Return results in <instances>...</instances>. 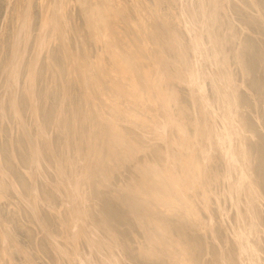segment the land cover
I'll use <instances>...</instances> for the list:
<instances>
[{"label": "bare ground", "instance_id": "obj_1", "mask_svg": "<svg viewBox=\"0 0 264 264\" xmlns=\"http://www.w3.org/2000/svg\"><path fill=\"white\" fill-rule=\"evenodd\" d=\"M31 1H6L17 15L11 24L17 37L31 23ZM57 1L43 4L50 24ZM170 1L164 28L143 26L145 34L120 28L124 17L114 0L81 1L89 39L101 44L91 66L103 92L84 117L88 130L62 134L58 145L37 123L29 98L39 140L25 135L20 155L9 156L14 166L0 157V264H264V42L260 33L230 36L245 17L264 34V0ZM0 32L1 52L11 32ZM27 44L21 64L33 58ZM240 48L247 65L258 60L256 66H246ZM246 82L257 93L246 92ZM25 86L33 88V80ZM138 155L148 157L137 161ZM123 167L131 169L125 176Z\"/></svg>", "mask_w": 264, "mask_h": 264}, {"label": "rangeland", "instance_id": "obj_2", "mask_svg": "<svg viewBox=\"0 0 264 264\" xmlns=\"http://www.w3.org/2000/svg\"><path fill=\"white\" fill-rule=\"evenodd\" d=\"M6 1L7 0H0V28L1 30H3V28H9V32H11V34H9V42H7V46L3 48L5 52H3V50H1L3 54L0 52V56H5V62H3V66L0 64V144L2 141L4 142L3 148H0V157L4 165L11 164V166H14L15 164L13 163L12 159L9 160V156L13 153V150L17 156L20 155L19 147H24L25 144L27 145V139L25 135L28 134L29 140L31 142L33 140H35V142L39 140L38 137L34 135L36 134V128L34 124L35 121L32 118V110L29 103L30 100L33 101L38 112L36 119L37 123L44 131L47 132V134H49L53 144L58 145L57 143L62 139V134L72 138L74 132L79 133V131L88 130L86 123H83L84 117H86V115H90L92 109H94L93 105L97 102L95 99L99 97V94L102 95L103 92L101 91L102 84L99 82V75L95 71L94 66H91V57L94 59V55L101 47V44H93L89 39V33L86 32L87 30L85 28V18L81 13L82 0H72L69 5L63 0H58L54 10L56 18L51 19V24L49 23L50 13H46L44 11L43 4L46 2V0H38V6L36 5V0L31 1L33 3V6H31L32 11L30 12L31 23L26 26V29L23 33H20L19 37L15 35V29H13L11 26L12 22L16 21L17 15L14 17V15L11 14V3L9 6ZM154 2L158 4L156 8L151 6ZM170 2V0L166 2L164 0H114L116 9L124 17V24L121 25L120 28L123 26L125 30L131 32L132 29L136 27L139 28L143 34L146 33L145 30L154 31L156 25L164 28L163 22L165 11L163 7L171 4ZM260 2L262 1L260 0L259 3ZM246 3L245 0H243L241 4L247 5L248 3ZM261 4L259 5L261 6ZM231 5L235 8L237 7L234 3H231ZM60 7L65 8V11L62 12ZM260 9L262 10V16L264 7ZM232 10L234 15L240 13L237 11V9ZM228 12L230 14V11ZM240 14L238 17H240ZM232 16L230 15V22L235 23L237 21L235 24H238V17L236 16L238 20H234ZM262 17H264V15ZM225 18L229 20V17H227L226 14L223 16L224 21L226 20ZM241 18L242 17H240V21H243L242 19H244V15L243 18ZM62 19L65 20L71 32L67 30V34H65V30H63L65 27L62 26ZM246 19L248 18L245 17L244 19L247 21L245 25L242 24L243 22L241 23L243 26L239 25L241 29L243 28L242 30L239 28L241 35L240 33H237L239 32V29L238 31L235 30V36L233 34H230V36L235 37L236 39H232H244V37L248 36L247 32H251L248 37H252L253 34H255L254 36L256 37V35L260 33L257 37L259 40L263 38L264 42V37L262 36L264 34L261 33L259 29L258 31L256 27L253 29L258 31V33L256 34L255 31L252 32L253 29L249 26L251 24V26L254 25L249 19L250 25L247 24L248 20ZM231 24L232 23L229 24L227 21V23H224V26L227 25L226 27H228ZM246 25L251 28H248L250 31L246 30ZM143 26H145V30H143ZM226 27L223 30L224 34L227 33ZM45 28H47V30H45ZM49 28H51V30H49ZM59 28H61V30H59ZM37 30H39V32H37ZM242 31L247 32L245 33ZM49 32H51V34H49ZM53 32H57V34H53ZM41 34H43V36H41ZM242 34H244V36ZM139 35L141 36V34ZM152 35H154L153 32ZM35 36H37V40H35ZM49 36H51V38H49ZM57 36H59V43H62L59 44V46H57V40H55ZM251 37L249 39H251ZM41 38H43L45 42H43ZM14 39L17 40L19 44H15L13 46ZM3 40H7V38L3 36ZM25 40H29V44H27V50H31V54H29V56H33V58H31V62H27V64H25V60H23V64H21V60H19V58H23V56H25V54H23V52H25ZM49 40H51V42H49ZM65 40H67V42H65ZM21 42H23V46H21ZM31 44H33V46H31ZM41 44H47L49 48H47V46L43 48ZM243 44L245 45V41ZM65 46L66 49H63L62 47ZM243 47L244 46L242 45L241 48ZM37 48H41V50H43V56H41V50L39 52ZM15 50H17V52H15ZM47 50H49V56L45 58ZM241 50V53L242 51L245 53H242V56L243 59L246 58V60L244 59L246 66L248 68L251 65L253 67L256 66L258 60H256V63L255 61L253 62L255 65H247L250 63L249 59L247 58L248 55L245 50ZM59 52H61V54H59ZM65 56H67V58H69V62H73V64H67V58H65ZM25 58H27V56H25ZM37 60H39V62H37ZM49 60H51V62H49ZM233 61H235V59ZM9 62L12 64L10 65ZM33 62L35 65V72L28 73V67H30ZM47 62H49V64H47ZM5 64H9V68H7ZM45 64H47V66H45ZM65 64H67L69 68H67ZM39 66H41V68H39ZM253 67L251 69H253ZM23 68H25V74H23L25 78H21V70H23ZM14 69L16 70V74L11 73V70L13 71ZM5 70H7L9 74H7ZM41 70H43V72H41ZM65 70H69V72H67V76H65ZM17 72H19V76H17ZM77 72H79V74H77ZM43 74H45V76H43ZM53 74H55V86H51V84H53ZM3 76H5V80H3ZM37 78L41 80V86H39ZM7 80H13V82H7ZM19 80L23 82V86H25V82H27V84H31V80H33V88H29V86L21 88V82H19ZM81 80L84 82L81 83ZM248 83L251 84V86ZM248 83H245V87L251 88L252 83ZM47 84H49V86H47ZM92 84L94 85L95 90L92 87ZM9 86H11V94H9ZM13 86H15V88H13ZM37 86H39V88H37ZM45 86H47V88H45ZM246 88V92L257 93V89H254L253 87L250 91V88L248 90ZM6 90H8V93H5ZM7 94H9V96H7ZM81 94L82 97L80 96ZM10 95L15 96V105L12 104ZM86 95H89L88 98ZM30 97H33V99ZM7 98H9V100H7ZM5 102H7V106H5ZM9 102H11V104H9ZM1 104H3V108H5V110L1 108ZM248 106L250 105L248 104ZM250 107L252 108V106ZM250 107V111L254 112ZM7 108H9V120H7ZM253 108L254 110L256 109L255 107ZM101 115H104L105 117L111 116L105 111L104 113L102 111ZM65 116L67 117V120L64 123L63 121H60V119L62 120V118ZM21 124H23V126ZM14 136L15 138L17 137V139H20L19 142L13 140ZM147 157V155H138L134 158H137V161H139L141 158L142 160H145ZM4 158L7 162L4 160ZM40 160L44 161L42 157ZM130 170L131 169L128 167H123L120 170L121 175L125 176V172H129ZM261 192H263L262 194L264 195V190ZM94 216L99 218V215H97L96 212L94 213ZM262 220L263 222L261 221V226H263L264 229V224H262L264 223V219Z\"/></svg>", "mask_w": 264, "mask_h": 264}]
</instances>
